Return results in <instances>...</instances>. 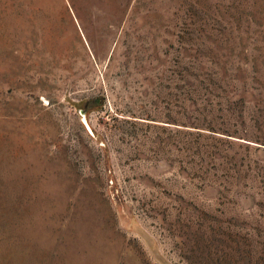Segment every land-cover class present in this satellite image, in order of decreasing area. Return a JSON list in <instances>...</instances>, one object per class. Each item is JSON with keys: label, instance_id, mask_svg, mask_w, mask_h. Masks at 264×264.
<instances>
[{"label": "rangeland", "instance_id": "1", "mask_svg": "<svg viewBox=\"0 0 264 264\" xmlns=\"http://www.w3.org/2000/svg\"><path fill=\"white\" fill-rule=\"evenodd\" d=\"M0 264H264V0H0Z\"/></svg>", "mask_w": 264, "mask_h": 264}]
</instances>
